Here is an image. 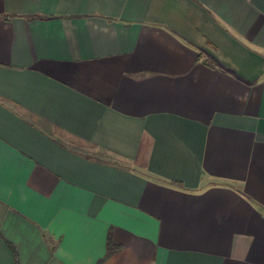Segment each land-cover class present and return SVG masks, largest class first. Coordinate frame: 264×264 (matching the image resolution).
Here are the masks:
<instances>
[{"label":"crops","instance_id":"1","mask_svg":"<svg viewBox=\"0 0 264 264\" xmlns=\"http://www.w3.org/2000/svg\"><path fill=\"white\" fill-rule=\"evenodd\" d=\"M0 264H264V0H0Z\"/></svg>","mask_w":264,"mask_h":264},{"label":"trees","instance_id":"2","mask_svg":"<svg viewBox=\"0 0 264 264\" xmlns=\"http://www.w3.org/2000/svg\"><path fill=\"white\" fill-rule=\"evenodd\" d=\"M112 252V250L109 248L107 251V254H110ZM16 257V256H15ZM17 261V260H16ZM17 263V262H16Z\"/></svg>","mask_w":264,"mask_h":264}]
</instances>
